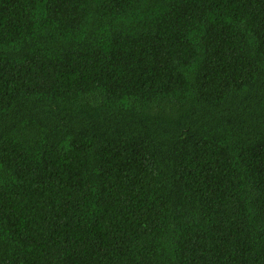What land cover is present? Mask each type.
<instances>
[{
    "label": "trees",
    "instance_id": "trees-1",
    "mask_svg": "<svg viewBox=\"0 0 264 264\" xmlns=\"http://www.w3.org/2000/svg\"><path fill=\"white\" fill-rule=\"evenodd\" d=\"M0 264H264V0H0Z\"/></svg>",
    "mask_w": 264,
    "mask_h": 264
}]
</instances>
